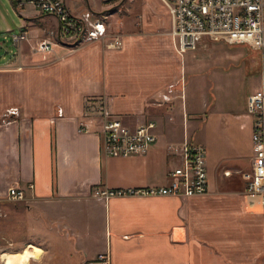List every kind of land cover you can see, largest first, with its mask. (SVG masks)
Segmentation results:
<instances>
[{
	"label": "crops",
	"instance_id": "obj_1",
	"mask_svg": "<svg viewBox=\"0 0 264 264\" xmlns=\"http://www.w3.org/2000/svg\"><path fill=\"white\" fill-rule=\"evenodd\" d=\"M164 7L170 25L150 36L134 33L131 24L113 30L106 14L111 10L95 12L106 19L110 33L122 36L119 49L97 40L59 46L45 61L20 53L0 64V199L19 185L40 208L77 205L102 215L95 234L87 229L79 239L68 233L76 241L63 264H83L102 252L110 253L111 264H264L263 198L247 197L242 175L253 168L247 102L238 112L212 106L202 126L210 147L188 137L185 128L177 139L206 147L207 193L101 198L103 190L166 186L169 171L180 164L169 150L174 143L167 133L170 119L164 126L157 112L159 96L181 74V57L168 34L172 17ZM35 9L39 13L31 20L40 38L58 22ZM101 98L131 128L156 122L158 138L145 155L110 156L103 151L99 125L79 131L86 105ZM14 107L19 116L7 117ZM58 108L63 117L57 116Z\"/></svg>",
	"mask_w": 264,
	"mask_h": 264
},
{
	"label": "rangeland",
	"instance_id": "obj_2",
	"mask_svg": "<svg viewBox=\"0 0 264 264\" xmlns=\"http://www.w3.org/2000/svg\"><path fill=\"white\" fill-rule=\"evenodd\" d=\"M15 1L18 0H0V64L13 61L20 53L40 55L44 61L48 60V55L55 54L64 44L54 46L50 53L37 52L39 39L45 35L36 38L38 31L33 29L31 18L39 12L30 4L19 6ZM68 4L74 12L102 13L110 9L111 13L107 11L106 14L110 16L111 28L116 31L125 30L126 24H131L134 33L150 36L160 34L161 29L170 25V17L161 0H68ZM24 32L28 33V39L16 40L15 36ZM168 34L175 52L181 57V74L167 85L163 96H159L158 116L163 119L164 126V120L170 119L167 133L173 144L182 142L177 139L183 137L185 128L188 137L210 147L209 137L202 130L205 116L216 104L223 112L245 111L248 96L261 83V54L246 44L212 40L181 54L172 27ZM90 209L73 205L47 210L26 198L0 199V264H4L3 253L21 252L30 245L40 246L44 253L39 262L32 260L29 264H63L76 241L74 236L68 238L69 232H75L80 239L87 229L95 234L102 226V215ZM90 236L93 235L87 238Z\"/></svg>",
	"mask_w": 264,
	"mask_h": 264
},
{
	"label": "built area",
	"instance_id": "obj_3",
	"mask_svg": "<svg viewBox=\"0 0 264 264\" xmlns=\"http://www.w3.org/2000/svg\"><path fill=\"white\" fill-rule=\"evenodd\" d=\"M172 17V35L181 54L195 50L205 40L223 41L228 44H246L260 52L261 83L248 96L247 110L253 118L252 145L253 168L242 175L247 181V197L261 196L264 207V0H161ZM30 4L42 13L57 19L58 27L47 30L39 39L37 52L50 53L54 46L64 44L79 46L92 41H104L108 48H121L122 36L109 31L104 17L92 10L73 12L67 0H18L16 5ZM27 40L28 33L15 36ZM18 107L7 111V117L19 116ZM64 110L58 108L57 116ZM79 123V131L90 132L99 125L103 151L113 157L145 155L157 140V124L150 121L131 128L115 117L104 99L89 102ZM180 164L168 173L171 178L166 186H147L117 190H103L101 198L114 196H182L191 197L208 192L207 149L185 139L169 146ZM33 188V184L30 185ZM7 198L24 200V188L13 185ZM249 207L257 206L248 201ZM83 264H111L109 252H102Z\"/></svg>",
	"mask_w": 264,
	"mask_h": 264
},
{
	"label": "bare ground",
	"instance_id": "obj_4",
	"mask_svg": "<svg viewBox=\"0 0 264 264\" xmlns=\"http://www.w3.org/2000/svg\"><path fill=\"white\" fill-rule=\"evenodd\" d=\"M43 252L38 246L30 245L21 252L3 253L1 257L4 264H29L33 259H40Z\"/></svg>",
	"mask_w": 264,
	"mask_h": 264
},
{
	"label": "water",
	"instance_id": "obj_5",
	"mask_svg": "<svg viewBox=\"0 0 264 264\" xmlns=\"http://www.w3.org/2000/svg\"><path fill=\"white\" fill-rule=\"evenodd\" d=\"M15 3H16V1H15Z\"/></svg>",
	"mask_w": 264,
	"mask_h": 264
}]
</instances>
